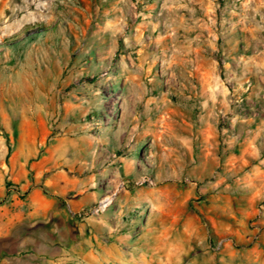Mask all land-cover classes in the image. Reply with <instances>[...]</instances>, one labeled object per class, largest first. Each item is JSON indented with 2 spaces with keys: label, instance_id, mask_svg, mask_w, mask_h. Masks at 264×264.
Here are the masks:
<instances>
[{
  "label": "clouds",
  "instance_id": "clouds-1",
  "mask_svg": "<svg viewBox=\"0 0 264 264\" xmlns=\"http://www.w3.org/2000/svg\"><path fill=\"white\" fill-rule=\"evenodd\" d=\"M0 264H264V0H0Z\"/></svg>",
  "mask_w": 264,
  "mask_h": 264
},
{
  "label": "rangeland",
  "instance_id": "rangeland-1",
  "mask_svg": "<svg viewBox=\"0 0 264 264\" xmlns=\"http://www.w3.org/2000/svg\"><path fill=\"white\" fill-rule=\"evenodd\" d=\"M194 197L192 196L191 193H187L186 194V200L187 201H191ZM197 198H200V197H197ZM209 219L211 222L215 223V217L214 216H209Z\"/></svg>",
  "mask_w": 264,
  "mask_h": 264
}]
</instances>
